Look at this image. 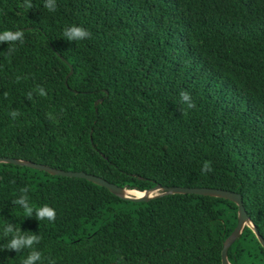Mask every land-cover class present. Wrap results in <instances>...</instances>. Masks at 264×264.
I'll list each match as a JSON object with an SVG mask.
<instances>
[{
  "label": "trees",
  "instance_id": "obj_1",
  "mask_svg": "<svg viewBox=\"0 0 264 264\" xmlns=\"http://www.w3.org/2000/svg\"><path fill=\"white\" fill-rule=\"evenodd\" d=\"M31 2L0 0V32L24 30L23 44L0 43V156L140 191H234L264 239V0H56L54 12ZM71 25L91 37L66 40ZM25 186L55 221L12 203ZM9 222L41 237L37 264H222L237 205L178 193L131 201L84 178L1 162L0 264H22L33 249L3 248ZM227 259L264 264L250 226Z\"/></svg>",
  "mask_w": 264,
  "mask_h": 264
},
{
  "label": "clouds",
  "instance_id": "obj_2",
  "mask_svg": "<svg viewBox=\"0 0 264 264\" xmlns=\"http://www.w3.org/2000/svg\"><path fill=\"white\" fill-rule=\"evenodd\" d=\"M24 8L31 9L33 7V4L31 0H24V3L21 5ZM45 9H47L50 12H54L57 9L56 0H45V3L43 5ZM92 33L85 29L82 26L78 25H71L69 27H66L63 31V38H65L68 41H82L90 38ZM8 43V45H15L16 42H19L20 44L24 43V30L17 28L16 30H5L0 32V43ZM16 51L15 47H8L7 52L9 55H11L13 52ZM19 79V78H18ZM37 91L40 96H45L47 93L45 89L42 86H37ZM32 93L29 92L27 99L31 100ZM180 99L181 101L187 105L188 109L195 108L196 105L193 102L190 93L187 91H181L180 92ZM20 115V113L17 110H12L10 112V116L13 120L17 119V117ZM202 173H209L212 171V165L211 162L205 161L203 165L201 166ZM29 191V188L27 186L20 189V192L22 193L18 198L14 199L12 203L14 205H19L23 208L24 213L26 217H35L39 221L42 220H48V221H55L56 218V211L53 207L45 204L41 207L34 208L29 203V198L27 196V193ZM3 234L5 237L11 236V239L8 241V244L6 248L10 251H16L21 252L25 248L33 249V246L37 243H39L41 237L35 233L28 234L25 231H22L20 228H16L15 225L11 222L5 224L3 226ZM42 258L41 252L33 249L26 259L22 261V264H37L38 261H40ZM49 264H55V261L50 260Z\"/></svg>",
  "mask_w": 264,
  "mask_h": 264
},
{
  "label": "water",
  "instance_id": "obj_3",
  "mask_svg": "<svg viewBox=\"0 0 264 264\" xmlns=\"http://www.w3.org/2000/svg\"><path fill=\"white\" fill-rule=\"evenodd\" d=\"M70 71L69 74L72 73V66L69 65ZM96 103V102H95ZM11 163L15 165H25L31 168H35L38 170L46 171L52 175H60V176H68V177H79L84 178L88 181L93 182L99 186H103L107 188L111 193L119 196L121 198L131 200V201H148L153 197L166 195V194H199V195H207L213 197H219L228 199L234 202L237 205V224L232 230V232L228 235V237L224 240L221 250V261L222 264H231L227 259V249L228 247L234 242V240L238 237L241 233L243 227L245 225L250 226L257 237L258 241L260 242L261 246L264 248V239L259 234L257 229L251 223L249 216L245 210L242 197L239 193L225 190L222 188H212V187H184V186H162L160 184H156L155 186L140 191L136 189H128L126 187H120L116 184H113L100 176H96L94 174L86 173L84 171H73V170H62L58 168L51 167L49 165L29 161V160H22L13 157H2L0 156V163ZM127 190H136L142 192L140 196H132L127 195Z\"/></svg>",
  "mask_w": 264,
  "mask_h": 264
},
{
  "label": "bare ground",
  "instance_id": "obj_4",
  "mask_svg": "<svg viewBox=\"0 0 264 264\" xmlns=\"http://www.w3.org/2000/svg\"><path fill=\"white\" fill-rule=\"evenodd\" d=\"M127 195H132V196H140L142 195V192L136 191V190H127L126 191Z\"/></svg>",
  "mask_w": 264,
  "mask_h": 264
}]
</instances>
